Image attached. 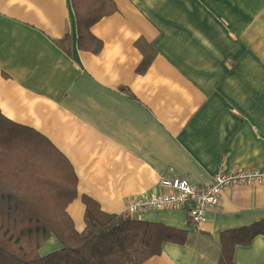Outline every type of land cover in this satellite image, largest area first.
Masks as SVG:
<instances>
[{
  "label": "crops",
  "instance_id": "0c3cea01",
  "mask_svg": "<svg viewBox=\"0 0 264 264\" xmlns=\"http://www.w3.org/2000/svg\"><path fill=\"white\" fill-rule=\"evenodd\" d=\"M114 1L91 28L97 52L71 0H0V109L70 160L78 230L88 199L124 213L163 176L264 170V0ZM135 217L173 229L142 264H219L223 233L264 222V182L224 188L198 226L186 208ZM47 242L42 255L61 247ZM232 264H264V233Z\"/></svg>",
  "mask_w": 264,
  "mask_h": 264
},
{
  "label": "trees",
  "instance_id": "16d2710c",
  "mask_svg": "<svg viewBox=\"0 0 264 264\" xmlns=\"http://www.w3.org/2000/svg\"><path fill=\"white\" fill-rule=\"evenodd\" d=\"M82 48L99 51L91 28L117 10L114 0H71ZM77 196L70 160L46 136L0 109V264H142L161 251L173 229L108 213L88 199L78 230L67 208ZM264 233V222L223 233L219 264H232L237 245ZM55 237L61 247L42 255Z\"/></svg>",
  "mask_w": 264,
  "mask_h": 264
},
{
  "label": "built area",
  "instance_id": "2783aa9c",
  "mask_svg": "<svg viewBox=\"0 0 264 264\" xmlns=\"http://www.w3.org/2000/svg\"><path fill=\"white\" fill-rule=\"evenodd\" d=\"M263 182L264 170L257 168L219 172L204 184L190 182L179 176H163L160 185L165 188V192L146 193L129 198L124 214L137 215L145 209L186 208L193 223L198 226L207 220V211L218 205L220 193L224 188Z\"/></svg>",
  "mask_w": 264,
  "mask_h": 264
},
{
  "label": "rangeland",
  "instance_id": "374dc122",
  "mask_svg": "<svg viewBox=\"0 0 264 264\" xmlns=\"http://www.w3.org/2000/svg\"><path fill=\"white\" fill-rule=\"evenodd\" d=\"M46 244H48V242L44 243V245H43V246H47ZM43 246H42V247H43ZM42 247H41V248H42ZM44 251H46V250H44Z\"/></svg>",
  "mask_w": 264,
  "mask_h": 264
}]
</instances>
